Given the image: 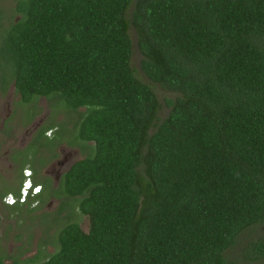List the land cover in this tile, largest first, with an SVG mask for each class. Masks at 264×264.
<instances>
[{"label":"trees","instance_id":"obj_1","mask_svg":"<svg viewBox=\"0 0 264 264\" xmlns=\"http://www.w3.org/2000/svg\"><path fill=\"white\" fill-rule=\"evenodd\" d=\"M14 11L1 87L84 108L73 137L91 148L55 190L70 209L57 248L23 264H232L240 234L264 226V0H15ZM130 25L141 71L175 93L163 118L131 65ZM241 251L264 264V234Z\"/></svg>","mask_w":264,"mask_h":264},{"label":"rangeland","instance_id":"obj_2","mask_svg":"<svg viewBox=\"0 0 264 264\" xmlns=\"http://www.w3.org/2000/svg\"><path fill=\"white\" fill-rule=\"evenodd\" d=\"M14 4L15 0H0V30L17 16ZM129 34L132 39L131 65L134 73L140 80L152 87L160 102L158 116L163 118L169 110L166 100L173 98L175 93L166 91L143 74L140 69L141 54L136 47L135 31L131 25ZM83 110L84 108L67 110L58 102L53 103V100L46 97H37L28 103H22L11 81L4 87L0 85V154L5 155L3 152L9 150L10 156L16 157L22 162L38 163L39 167H37L36 173L38 177L35 178L39 180L45 175L48 176L45 174V170L55 163L53 159L50 161L54 153L56 159L60 160L63 155H70L69 164L83 158L91 151V148L87 149L82 142L75 143L73 137L75 122ZM11 128H15V130L11 131ZM45 128H47L45 135L38 133L40 129ZM49 131L52 132L51 137L46 135ZM17 142L20 144L30 143H27L28 145L20 151L14 150V145H19ZM88 145H92V143H88ZM4 163L0 162L2 170L0 178L5 181L2 187L6 189L7 182L9 188L15 190L20 187L22 176L20 173L19 176H11L17 173V168L10 171L7 164ZM57 167L58 165L55 164L54 168ZM25 168L32 169L30 166H25ZM36 174L34 175L36 176ZM50 179L54 184V180L51 177ZM60 199L64 200L63 197ZM3 203L0 201L1 264L12 263V259L7 258L8 255L14 259L17 258L19 264H23L24 260L34 256H38L36 261H42L57 248V232L65 224V218L62 215L54 218L52 209L46 211V204L35 211H28L27 207L20 210L17 206H3ZM55 205L54 201L50 207ZM72 205L75 207L76 201H73ZM41 211L44 212L43 215ZM71 219L77 221L83 230L88 229L87 216L79 214L75 208L72 211ZM262 234H264V226H256L243 231L239 236L238 243L226 252L227 261L232 264H262L261 261H246L243 259L241 251V245L244 242Z\"/></svg>","mask_w":264,"mask_h":264},{"label":"flooded vegetation","instance_id":"obj_3","mask_svg":"<svg viewBox=\"0 0 264 264\" xmlns=\"http://www.w3.org/2000/svg\"><path fill=\"white\" fill-rule=\"evenodd\" d=\"M13 130H15V128H11V131H13ZM8 138H11V137H8ZM19 141H20V139H19ZM23 141H24V139H23ZM27 143H24V144L21 143L20 144L17 142V144H19V145H14V147H15L14 150H20V151L23 150L30 142L28 144ZM3 153H5V155L0 154V162H5L7 164V168H9L10 171L17 168V171H16L17 173L12 174L11 176H14V175L19 176V173L21 171H23L25 166H30L32 168V169H30L31 170V181H32L33 185H35L34 181L39 180V179L35 178V177H38V175L36 173H37V167H39V164L38 163L31 164V163H28L27 161L22 162L20 159L13 157V156H10L9 150H7L6 152H3ZM10 153H12V152H10ZM63 156H62L61 160L56 159L57 157H56L55 153H54V155L51 156L50 161H51V159H53V161H55V163L53 165H51L48 169L45 170V174H47L48 176H46V175L43 176L39 180L41 183H37V184L41 185L39 193L36 194L35 196L27 198L24 202H21V203L18 202L19 205L22 203H26V202L30 201L31 202L30 208H32L33 211H35L38 208H40L46 204V206H45L46 211H48L47 209H52L51 212H52L54 217H58L59 215L64 216V214H66L67 212L70 211V209H66V208L61 210V206L63 207L64 205H63L60 198L61 197L64 198V196H62V194H60L59 196L55 195L56 194L55 190L58 188L61 177L69 169V167L75 162L74 161L73 163L69 164V160H70L71 156L70 155H63ZM55 164L58 165L57 168H54ZM22 165H24L23 169H21ZM1 173H2V170L0 168V177H2ZM33 173L36 174V176ZM49 175H51V176H49ZM50 177L52 178V180H54V184L51 183ZM0 180H2V181H0V186L2 187V184L5 181H3L2 178H0ZM6 185H7V188L10 189L7 182H6ZM53 189H54V191H52ZM18 191H19V189H18ZM0 201H2V198ZM54 201L56 202V205L53 207H50V206H52V203H54ZM15 204H17V203H15ZM69 205H72V204L69 203ZM3 206H7V205H4V203H3ZM10 206H13V205H10ZM7 207H9V206H7ZM72 211H73V209H72ZM42 213H44V212L41 211V214Z\"/></svg>","mask_w":264,"mask_h":264},{"label":"built area","instance_id":"obj_4","mask_svg":"<svg viewBox=\"0 0 264 264\" xmlns=\"http://www.w3.org/2000/svg\"><path fill=\"white\" fill-rule=\"evenodd\" d=\"M23 180L21 182L19 191L17 194L12 192L7 193L2 197V201L6 205H14L18 202H24L27 198L35 196L39 193L41 185H33L31 181V170L30 168L23 169Z\"/></svg>","mask_w":264,"mask_h":264},{"label":"crops","instance_id":"obj_5","mask_svg":"<svg viewBox=\"0 0 264 264\" xmlns=\"http://www.w3.org/2000/svg\"><path fill=\"white\" fill-rule=\"evenodd\" d=\"M6 189H8V188H6ZM6 189L0 186V190L3 191V192H4ZM18 189H19V188L15 189V190H14V189H9V191L13 193V192H17Z\"/></svg>","mask_w":264,"mask_h":264},{"label":"clouds","instance_id":"obj_6","mask_svg":"<svg viewBox=\"0 0 264 264\" xmlns=\"http://www.w3.org/2000/svg\"><path fill=\"white\" fill-rule=\"evenodd\" d=\"M46 135H48L49 137H51L52 136V132L49 131Z\"/></svg>","mask_w":264,"mask_h":264}]
</instances>
